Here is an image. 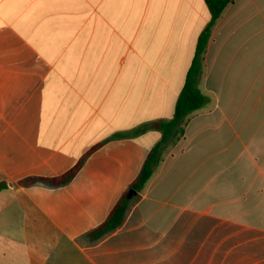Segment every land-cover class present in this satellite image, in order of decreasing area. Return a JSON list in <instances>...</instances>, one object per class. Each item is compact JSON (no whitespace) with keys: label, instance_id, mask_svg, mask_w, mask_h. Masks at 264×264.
Returning <instances> with one entry per match:
<instances>
[{"label":"crops","instance_id":"1","mask_svg":"<svg viewBox=\"0 0 264 264\" xmlns=\"http://www.w3.org/2000/svg\"><path fill=\"white\" fill-rule=\"evenodd\" d=\"M210 19L205 0H0V264H264V0L227 6L199 83L209 103L122 226L88 236L160 141ZM96 146L67 184L20 185Z\"/></svg>","mask_w":264,"mask_h":264},{"label":"trees","instance_id":"2","mask_svg":"<svg viewBox=\"0 0 264 264\" xmlns=\"http://www.w3.org/2000/svg\"><path fill=\"white\" fill-rule=\"evenodd\" d=\"M205 1L211 14V19L198 38L195 55L188 70L184 87L177 100L174 115L169 120H161L159 122L160 127L158 130L161 132L162 137L150 151L138 177L131 184L130 190L135 191L136 193L141 192L146 183L152 177L155 169L159 166L162 160L163 153L184 136L186 118L190 114L200 110L205 105H207V103H209V98L205 96L199 88V83L204 68L205 54L207 52V47L212 35L213 28L215 27L217 21L220 19L227 6L234 0ZM150 128L151 126L149 124H144L131 131L119 133L115 137H135L146 133ZM98 148L99 146H96L95 148L91 149L73 169L60 177H31L22 180L20 182V185L26 187L37 182H43L55 187L63 186L73 178H75V176L82 169L87 157L90 156ZM7 188L8 184L6 182H0V192ZM130 202L131 198L128 197V193L123 195L114 206L105 222H103L100 226H98L88 234L89 238L94 241L99 240L121 227L125 220V215Z\"/></svg>","mask_w":264,"mask_h":264},{"label":"rangeland","instance_id":"3","mask_svg":"<svg viewBox=\"0 0 264 264\" xmlns=\"http://www.w3.org/2000/svg\"><path fill=\"white\" fill-rule=\"evenodd\" d=\"M148 28H144V30H147ZM151 29V28H149ZM168 28H161L160 31V44H159V50H161V52H165V59L168 57V53L171 50V45L168 43ZM146 35V33H145Z\"/></svg>","mask_w":264,"mask_h":264},{"label":"water","instance_id":"4","mask_svg":"<svg viewBox=\"0 0 264 264\" xmlns=\"http://www.w3.org/2000/svg\"><path fill=\"white\" fill-rule=\"evenodd\" d=\"M136 195V192L135 191H130L129 193H128V197L129 198H132V197H134Z\"/></svg>","mask_w":264,"mask_h":264}]
</instances>
